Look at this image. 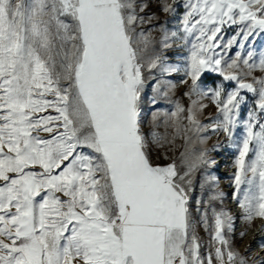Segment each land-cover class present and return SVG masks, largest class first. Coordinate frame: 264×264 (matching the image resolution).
<instances>
[{
	"label": "snow or ice",
	"instance_id": "1",
	"mask_svg": "<svg viewBox=\"0 0 264 264\" xmlns=\"http://www.w3.org/2000/svg\"><path fill=\"white\" fill-rule=\"evenodd\" d=\"M260 35L264 0H0V264H264Z\"/></svg>",
	"mask_w": 264,
	"mask_h": 264
},
{
	"label": "rangeland",
	"instance_id": "2",
	"mask_svg": "<svg viewBox=\"0 0 264 264\" xmlns=\"http://www.w3.org/2000/svg\"><path fill=\"white\" fill-rule=\"evenodd\" d=\"M153 10H155V6L153 5ZM159 18L161 21H164L166 19L165 15L163 13H159ZM176 21H173V24H175ZM236 29H231L228 31L227 36H231ZM227 38V37H226ZM254 43V50L261 51L264 50V35H260L258 37H255L253 39ZM259 74V73H257ZM218 78L215 76H212L209 80H207V83H212L213 81L217 80ZM177 82V79H176ZM231 87V86H230ZM180 91L183 92L185 89H181ZM178 95V94H177ZM247 105L242 108L241 111V117L246 118V113L248 109L255 103V100L252 96V94L247 95ZM184 104L188 103L187 98H184L183 100ZM207 103V102H206ZM217 114V110L214 106H209L207 110L204 112V114L201 116L202 121L208 122L209 117H214ZM208 135L210 136V139L207 141V146L211 147L213 144H216L218 141L221 143V145H228L227 147H222L220 151L217 153H213V158L218 162V166L215 169V174L219 177V187L227 194L223 206L227 209H230L233 214H238L239 209L237 207V204L232 198V192L233 188L231 185V178L232 173L234 172V157L236 156V150L233 146L228 144V141L223 133H220L217 135L216 133L209 132ZM237 137L242 136V129L238 130L236 132ZM229 166H231L232 173L228 175L229 173ZM260 221L257 219L254 223V225L250 228V230L247 231L246 235H244L243 239H239L238 237L235 239V245L240 251L244 250V247L248 244H251V252L250 255L252 256H261V253L258 251L260 249V243L261 240L264 239V231H261L260 228H258ZM244 228V224L240 222L239 219L236 221V232L237 234ZM200 235L202 237H205V244L207 242L206 234L201 227L199 229ZM258 232V233H257ZM255 237V239H253ZM264 254V253H263Z\"/></svg>",
	"mask_w": 264,
	"mask_h": 264
},
{
	"label": "built area",
	"instance_id": "3",
	"mask_svg": "<svg viewBox=\"0 0 264 264\" xmlns=\"http://www.w3.org/2000/svg\"><path fill=\"white\" fill-rule=\"evenodd\" d=\"M176 79H177V83H178V82H179V77L177 76ZM181 89H183V88H181ZM229 170H230V171H229L228 175L232 173L231 166H229ZM258 224L260 225V223H258ZM259 225H258V226H259ZM258 228H259V227H258ZM262 236H263V235H262Z\"/></svg>",
	"mask_w": 264,
	"mask_h": 264
},
{
	"label": "bare ground",
	"instance_id": "4",
	"mask_svg": "<svg viewBox=\"0 0 264 264\" xmlns=\"http://www.w3.org/2000/svg\"><path fill=\"white\" fill-rule=\"evenodd\" d=\"M263 236H264V234H263ZM258 251L261 253V255H264V254L262 253V250H261V249H258Z\"/></svg>",
	"mask_w": 264,
	"mask_h": 264
}]
</instances>
